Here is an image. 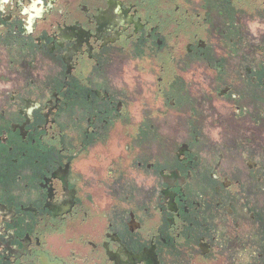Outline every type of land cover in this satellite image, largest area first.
Returning a JSON list of instances; mask_svg holds the SVG:
<instances>
[{
  "label": "flooded vegetation",
  "instance_id": "flooded-vegetation-1",
  "mask_svg": "<svg viewBox=\"0 0 264 264\" xmlns=\"http://www.w3.org/2000/svg\"><path fill=\"white\" fill-rule=\"evenodd\" d=\"M0 264H264V0H0Z\"/></svg>",
  "mask_w": 264,
  "mask_h": 264
}]
</instances>
